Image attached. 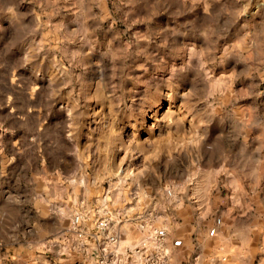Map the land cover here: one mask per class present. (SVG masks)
I'll return each instance as SVG.
<instances>
[{
    "label": "clouds",
    "instance_id": "clouds-1",
    "mask_svg": "<svg viewBox=\"0 0 264 264\" xmlns=\"http://www.w3.org/2000/svg\"><path fill=\"white\" fill-rule=\"evenodd\" d=\"M49 254L264 264V0H0V264Z\"/></svg>",
    "mask_w": 264,
    "mask_h": 264
},
{
    "label": "rangeland",
    "instance_id": "rangeland-1",
    "mask_svg": "<svg viewBox=\"0 0 264 264\" xmlns=\"http://www.w3.org/2000/svg\"><path fill=\"white\" fill-rule=\"evenodd\" d=\"M110 7H111V5H110ZM104 187L107 188V184H105ZM47 258L50 260V264H55V260L51 257L50 254ZM77 264H79V262H77Z\"/></svg>",
    "mask_w": 264,
    "mask_h": 264
}]
</instances>
